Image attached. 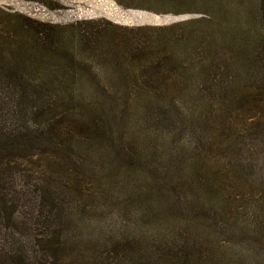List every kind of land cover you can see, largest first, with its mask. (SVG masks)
I'll return each instance as SVG.
<instances>
[{"label":"rangeland","instance_id":"374dc122","mask_svg":"<svg viewBox=\"0 0 264 264\" xmlns=\"http://www.w3.org/2000/svg\"><path fill=\"white\" fill-rule=\"evenodd\" d=\"M215 1L0 0L8 59L29 40L22 24H40L57 50L77 48L98 79L120 77L109 65L124 58L108 50L132 34L124 27H162L125 58L135 71L129 79L142 84L132 95L145 102L131 96L127 111L87 114L106 136L65 141L60 133V144L51 135L18 149L0 182V197L18 203L14 220L0 219V259L19 251L44 264L53 235L57 264H264V124L240 97L243 81L216 88L211 104L195 102L201 86L225 76L215 37L235 15L217 12ZM84 38L97 49H85ZM53 64L60 68L63 56L52 54ZM85 115L67 114L59 127L81 125Z\"/></svg>","mask_w":264,"mask_h":264},{"label":"trees","instance_id":"16d2710c","mask_svg":"<svg viewBox=\"0 0 264 264\" xmlns=\"http://www.w3.org/2000/svg\"><path fill=\"white\" fill-rule=\"evenodd\" d=\"M222 1H215L217 2L215 10L220 14L223 12L225 15H235L230 30L226 34L222 31L218 37H215L217 45L222 44V47L216 48L215 51L218 58L223 61L220 67L225 76L216 83L217 85L214 83L216 77L213 76L210 90L205 85L201 86L199 97L195 102L205 100L206 103L211 104L210 95L216 88L241 86L239 82L243 81L240 97L244 102L254 103L251 117L255 122L264 124V0H227L231 1L230 4ZM228 7L232 9L225 11L224 8ZM22 26L27 28L25 32L30 35L25 46L16 48L9 59L5 49L0 48V182L4 180L5 172L9 170L11 164H16L18 149L26 148L28 150H23L31 151L32 148H37V143H42L51 135L56 136L58 138L56 144H60L61 141L57 136L60 133L65 141L76 140V136L82 134V136L90 134L106 136L102 123L100 121L98 123L95 118L89 120L87 114L94 111L108 114L127 111L131 101L138 104L145 102L146 97L132 95L136 92V87L140 89L142 84L138 80L129 79V74L135 71L132 62L125 58H136L145 48L141 40L150 41L155 36L145 34L146 31L154 32L162 29L159 26L124 27V31H131L132 34L127 35L126 32H122L121 39L115 43L116 46L108 50L111 56L121 53L124 58V61L117 60L109 65L110 70L120 77L112 78L110 75V78L98 79L91 71L93 67L84 64L86 62L77 48L70 46V50H57L53 46L54 40L40 24L39 27L29 23H23ZM4 36L0 31V41L10 42L9 35L7 38ZM82 43L87 50L97 49L93 47L90 38H84ZM194 51L200 53L201 59L206 54L204 48L197 46ZM103 52L100 55L104 57ZM52 54L63 56V64H59L60 68L55 69L54 64L51 65ZM27 59L32 62H26ZM2 60H10V64L2 65ZM106 60L110 63L108 59ZM200 61L198 59V62ZM58 71L59 73H56ZM32 76L39 78L33 80ZM84 76L93 78L84 81ZM144 83L146 87L152 88L150 92L161 90L153 87L154 85L148 81ZM67 114H86L85 121L76 120L81 125L69 122L64 128H60L59 124L65 122ZM35 188L37 187L35 186L33 191L37 190ZM39 198L40 204L43 205V197L39 195ZM17 210V201L8 202L5 197H0V219L14 220ZM43 237L46 238L48 235ZM52 238L53 235L45 240L49 245L43 252L45 256L47 254L44 264H57L58 261L53 252L58 250V246ZM0 264H34V258L32 254L23 255L19 251L8 255L6 253L2 255Z\"/></svg>","mask_w":264,"mask_h":264}]
</instances>
